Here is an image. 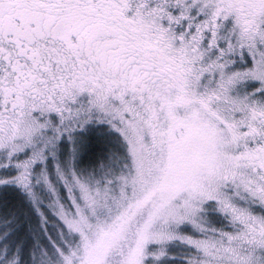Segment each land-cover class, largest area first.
<instances>
[{
	"label": "snow or ice",
	"instance_id": "snow-or-ice-1",
	"mask_svg": "<svg viewBox=\"0 0 264 264\" xmlns=\"http://www.w3.org/2000/svg\"><path fill=\"white\" fill-rule=\"evenodd\" d=\"M0 264H264V0H0Z\"/></svg>",
	"mask_w": 264,
	"mask_h": 264
}]
</instances>
